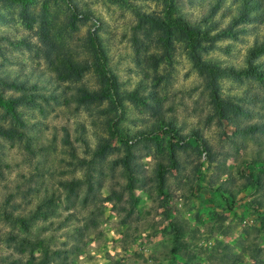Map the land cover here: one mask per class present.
I'll use <instances>...</instances> for the list:
<instances>
[{"label": "rangeland", "instance_id": "rangeland-1", "mask_svg": "<svg viewBox=\"0 0 264 264\" xmlns=\"http://www.w3.org/2000/svg\"><path fill=\"white\" fill-rule=\"evenodd\" d=\"M236 4L0 0V76L58 95L16 114L0 105L13 129L0 135V264H264V131H240L264 126V81H209L192 59L243 65L264 19L218 34ZM95 44L116 99L76 104L78 89L100 88ZM65 58L87 65L78 78L64 76ZM245 91L261 101L240 100ZM36 207L25 230L3 218Z\"/></svg>", "mask_w": 264, "mask_h": 264}, {"label": "trees", "instance_id": "trees-1", "mask_svg": "<svg viewBox=\"0 0 264 264\" xmlns=\"http://www.w3.org/2000/svg\"><path fill=\"white\" fill-rule=\"evenodd\" d=\"M237 2V7L234 10L233 15L230 18V22L225 26L224 30L221 29V33L218 34H227L231 33L235 36V33L241 32V30L233 31V27L238 26L239 23L242 24L247 22H258L264 19V4L262 0H235ZM212 11V8H211ZM211 12H209L210 14ZM244 22V23H243ZM206 33V32H205ZM234 33V34H233ZM207 35V34H205ZM219 35V36H220ZM41 40L46 49L51 50L54 48V43L44 34L43 31L40 32ZM233 37V36H232ZM199 43V37H197L193 45H197ZM47 51H45V58L49 61V55H47ZM264 35L260 39H254L251 45L246 49L243 65L240 67L234 66H224L218 67L214 64H204L198 61L197 55H193V63L196 69L200 72H204L208 78V80L219 79L223 77H233L235 79H240L241 77L250 78L256 81H264ZM263 59V60H262ZM66 64L64 70V76L69 72V76L73 78H78L79 75L85 70L87 65L84 64H74L68 58H65ZM106 58L104 51L102 48L95 44L94 45V53L91 61V66L93 71L98 79V83L100 84V88L95 90H87V89H78L77 94L74 96L73 101L76 104H90L92 102H101L105 99H116L117 95V87L115 77L110 73V71L106 68L105 65ZM46 82H30L27 83V80H17L10 79L5 76H0V105L4 106L8 112L11 114H16L15 107L22 104H40V103H49L57 102L58 95H56L55 87L51 90L47 88ZM240 100L245 101H261V98L258 97L257 93L245 91ZM233 111L236 113H245L242 107L237 106L234 103H228ZM17 121H21L17 118ZM24 127V125H22ZM169 130H172L168 127ZM13 129L7 128L4 129L0 126V135L2 136H11V132ZM240 131L252 133L254 131H264L263 124H250L244 125L241 127ZM171 132V131H170ZM66 138L62 139V143L64 145L69 146V141ZM196 142H198V136L194 137ZM80 140V137H79ZM82 140V139H81ZM203 142V141H201ZM97 152H101V147L98 148ZM130 154L126 150L125 160L123 161L124 165L129 163ZM78 180L74 179L68 184V189L72 191L73 186H77ZM39 207V206H38ZM36 207L28 214H31L29 217L26 216H18L12 215L10 213H4V220L7 222H11L13 224H18L24 230L27 229L29 223L35 218L39 216L38 210ZM9 239L12 240V235H9ZM177 233H174L173 244L170 249V253L172 255L171 261H175V255L177 253ZM42 264H45V255H43Z\"/></svg>", "mask_w": 264, "mask_h": 264}]
</instances>
